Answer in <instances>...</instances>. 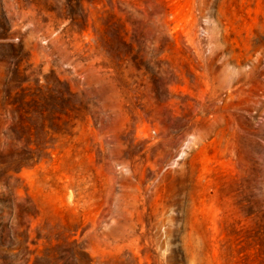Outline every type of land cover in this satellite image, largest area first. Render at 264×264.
Instances as JSON below:
<instances>
[{
    "label": "rangeland",
    "instance_id": "1",
    "mask_svg": "<svg viewBox=\"0 0 264 264\" xmlns=\"http://www.w3.org/2000/svg\"><path fill=\"white\" fill-rule=\"evenodd\" d=\"M82 1L0 0V264H264V0Z\"/></svg>",
    "mask_w": 264,
    "mask_h": 264
},
{
    "label": "trees",
    "instance_id": "2",
    "mask_svg": "<svg viewBox=\"0 0 264 264\" xmlns=\"http://www.w3.org/2000/svg\"><path fill=\"white\" fill-rule=\"evenodd\" d=\"M78 7L83 6L82 0H75ZM122 45H126L122 42ZM73 94L68 90L60 96H50L38 100L29 94V98L24 101L26 107L19 111L21 121L27 125L25 119L29 117L31 125H27L28 133H32L33 126L37 127L41 139L39 144L43 150H47V139L53 138L56 134H63L62 123L67 122V118L75 110L72 105ZM36 115V117H33ZM44 264H93V261L86 253L75 243L69 247H57L56 249H47L41 257Z\"/></svg>",
    "mask_w": 264,
    "mask_h": 264
}]
</instances>
